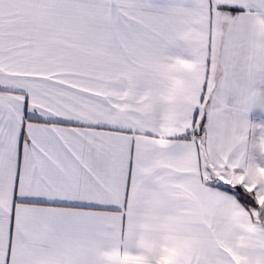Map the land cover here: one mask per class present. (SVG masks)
Segmentation results:
<instances>
[{"label":"snow or ice","instance_id":"6c2138e0","mask_svg":"<svg viewBox=\"0 0 264 264\" xmlns=\"http://www.w3.org/2000/svg\"><path fill=\"white\" fill-rule=\"evenodd\" d=\"M0 264H264V0H0Z\"/></svg>","mask_w":264,"mask_h":264}]
</instances>
